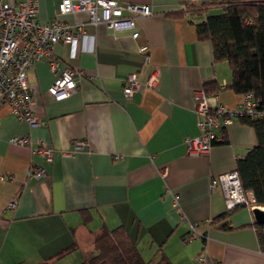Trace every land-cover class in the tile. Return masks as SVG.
Here are the masks:
<instances>
[{
    "label": "crops",
    "instance_id": "1",
    "mask_svg": "<svg viewBox=\"0 0 264 264\" xmlns=\"http://www.w3.org/2000/svg\"><path fill=\"white\" fill-rule=\"evenodd\" d=\"M61 1L39 0L37 20L84 24V36L53 48L60 70L84 74L58 101L48 93L57 76L48 60L34 63L28 77L37 126L19 119L0 95V264H37L73 243L77 248L54 264H78L93 232L119 226L152 263L163 253L174 264H264L253 206L238 205L216 219L227 206L222 189L210 188L256 145L254 126L221 118L217 131L224 127V142L207 154L187 152V139L200 133L196 90L210 82L219 87L207 92L211 107H234L243 99L229 86V63L216 61L211 40L199 38L190 18L200 15L176 13L222 0H122L152 8L151 15L136 18L137 38L129 29L92 24L85 12L59 15ZM143 44L149 61L139 50ZM154 69V87L142 84L132 96L124 94L130 73L143 82ZM15 135L29 136L31 143L12 142ZM40 141L54 148L52 160L33 154ZM77 142L84 144L76 149ZM32 164L44 166L47 176L30 178ZM246 191L257 206L253 191ZM13 198L17 203L10 207ZM194 224L204 237L190 240Z\"/></svg>",
    "mask_w": 264,
    "mask_h": 264
},
{
    "label": "built area",
    "instance_id": "2",
    "mask_svg": "<svg viewBox=\"0 0 264 264\" xmlns=\"http://www.w3.org/2000/svg\"><path fill=\"white\" fill-rule=\"evenodd\" d=\"M76 12L88 13L90 23L94 25L102 24L113 30H132V37L137 38L140 31L137 28L136 18L151 15L153 11L149 4L122 0H62L60 2L59 15ZM38 13L39 0H0V95L11 111L31 126L40 123L33 109L35 102L33 84L28 77L36 61L47 59L51 71L57 75L49 86L48 93L58 101L71 95L77 88L78 77L84 74L82 70L72 67L60 70V60L53 55L56 43H71L84 36V24L78 23L73 26L58 17L42 22L37 20ZM139 50L146 55V61H149L148 45H141ZM158 81L157 69H154L143 82L137 73H130L124 80L123 92L130 97L142 84L154 87ZM194 100L200 133L189 137L186 141L187 152L190 155L209 153L214 140L221 139V134L217 131L221 125V118L227 123L241 116L256 117L264 114V111L259 109L258 100L253 92L243 93V99L234 107L222 103L211 107L205 89L196 90ZM11 141L21 145L31 143L30 137L26 135H15ZM83 144L84 142H77L76 149L81 148ZM32 152L52 160L54 148L40 141L32 148ZM47 174L45 167L39 164H32L28 170L30 178L39 179L46 177ZM210 188L212 191L217 188L222 189L227 209H233L238 205L255 206L251 192L246 191L242 186L238 170L219 174L211 182ZM16 203V198H13L9 206L14 207ZM202 235L197 225L191 226L190 240L201 238Z\"/></svg>",
    "mask_w": 264,
    "mask_h": 264
},
{
    "label": "trees",
    "instance_id": "3",
    "mask_svg": "<svg viewBox=\"0 0 264 264\" xmlns=\"http://www.w3.org/2000/svg\"><path fill=\"white\" fill-rule=\"evenodd\" d=\"M210 7H220L222 11L207 14L206 10ZM176 13L200 15V18L190 20L195 23L199 38L211 40L215 60L229 63L232 70L229 86L238 93L253 92L259 109L264 111V0H222L189 4ZM204 13L206 16H201ZM216 89L219 87L213 82L205 87L207 92ZM238 119L254 126L257 143L245 156L238 159L237 170L243 188L252 190L256 204L264 206V114L256 117L241 116ZM220 134L221 139L214 140V143L224 142V127L220 128ZM233 209H227L216 219L227 218ZM255 225L264 247V224L255 222ZM225 226L229 225L226 223ZM91 242V248L78 264H174L163 253L155 263L146 260L123 226L112 229L104 227L95 231ZM76 248V243H73L37 264H54L57 259Z\"/></svg>",
    "mask_w": 264,
    "mask_h": 264
},
{
    "label": "water",
    "instance_id": "4",
    "mask_svg": "<svg viewBox=\"0 0 264 264\" xmlns=\"http://www.w3.org/2000/svg\"><path fill=\"white\" fill-rule=\"evenodd\" d=\"M253 214L256 221L260 224H264V209H262L259 205L253 207Z\"/></svg>",
    "mask_w": 264,
    "mask_h": 264
}]
</instances>
